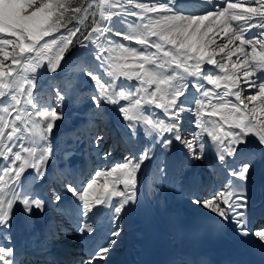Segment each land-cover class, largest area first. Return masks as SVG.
<instances>
[{
    "label": "snow or ice",
    "instance_id": "obj_1",
    "mask_svg": "<svg viewBox=\"0 0 264 264\" xmlns=\"http://www.w3.org/2000/svg\"><path fill=\"white\" fill-rule=\"evenodd\" d=\"M85 92L61 151L65 104ZM84 142L101 166L79 180ZM197 165L211 183L192 176L189 201L264 255V207L249 194L264 171V0H0V264H109L128 212L183 191ZM18 212L54 213L35 247L15 239ZM69 235L86 255L50 259L45 241Z\"/></svg>",
    "mask_w": 264,
    "mask_h": 264
},
{
    "label": "bare ground",
    "instance_id": "obj_2",
    "mask_svg": "<svg viewBox=\"0 0 264 264\" xmlns=\"http://www.w3.org/2000/svg\"><path fill=\"white\" fill-rule=\"evenodd\" d=\"M78 153L80 152H77L74 156V164L78 170V179L81 180L84 179L85 176L87 177L91 174V170H89L90 156L86 152H82V155H79ZM61 164L62 166L60 167V172L63 169V161H61ZM85 170H88L87 175H85ZM194 175H198V173ZM204 178L206 180L205 176ZM261 181L264 184V172L263 174L261 173V176H259V174L257 175V173L255 177L253 176L250 188L249 194L252 198L251 202L255 209L264 207V196L260 193L261 190H259L261 189V187H259ZM204 184L206 185V183ZM189 187L190 181H186L183 191L184 194L189 191ZM164 196L170 202L169 204L163 203L158 205L148 196L146 199H142L139 206L132 208V210L128 212L123 220L124 226L126 225V234L124 235L125 240H121L120 242L124 248V251H113L110 255L109 264H144L149 258L162 257L160 253L164 252H167L170 256H172L173 261L180 257H189V251L180 249L179 246L176 245V239L173 236L168 235L163 230L161 223L165 219V214L172 211H177L181 214L193 215L197 219L208 223L216 233V236L221 240H226L228 235L234 232L232 226L230 225H224L223 227L215 225L214 221L206 210L200 207L198 208V206L194 205L196 208H198L196 209L197 213L186 211L189 210L188 208H184L182 211H179L177 208H180L181 204L178 203L177 199L172 202V198L177 197H175L172 193L170 194L169 192H164ZM198 210L202 212L199 213L200 211ZM49 216L51 215H41L39 212H37L31 218V220H29L22 212H18L14 217V236L17 242L20 245H25L30 244V242L32 243L40 241V239L43 240V233ZM182 235L186 237L188 244H195L200 247L204 245V243H202L203 241L199 237L194 236L185 229L182 230ZM39 236L41 237L38 238ZM32 238H34V240H32ZM248 239L252 241L251 238ZM27 240H30V242ZM46 247L48 248L50 246ZM253 248L259 250L256 245H254ZM64 249V253L66 254L70 253L73 255L78 253L76 249L64 247L61 250ZM173 261L170 264H173Z\"/></svg>",
    "mask_w": 264,
    "mask_h": 264
},
{
    "label": "rangeland",
    "instance_id": "obj_3",
    "mask_svg": "<svg viewBox=\"0 0 264 264\" xmlns=\"http://www.w3.org/2000/svg\"><path fill=\"white\" fill-rule=\"evenodd\" d=\"M73 2L75 3L76 0H73ZM124 43H128V42H124ZM235 59V57L233 58ZM205 69L208 70L209 66H205ZM68 70V71H67ZM69 72V68L66 67V74ZM41 83L45 84L47 83V80L45 77H41ZM86 89V85L83 86ZM211 87V86H209ZM42 102L45 101H50L51 100V96L49 95L47 89L45 88L42 91ZM88 111V105H87V101H86V92L83 95H78L77 97H75L73 100H71L70 102H67L65 104L64 107V112H65V119L64 121L60 124L59 129L55 132V136H54V143L57 145L58 149H60L61 151L63 150L65 143L67 141H69V134L72 132L73 129H77L79 128L81 125L84 124L85 121V113ZM106 123L109 124H116V126L118 127V119L115 115V113H111L109 114V116L106 117ZM74 138V137H73ZM77 152L79 155H82V152H86L87 154H89V161H90V169H91V173L93 172L94 169H96L98 166L100 165V162L97 160L96 156L94 153H92L90 151V149L87 146V143L84 142L81 145H79V147L77 148ZM120 156L116 153H114L113 155V160L109 161V163H112L116 160H119ZM211 159V156H209V160ZM62 159L59 157L52 160L50 162V170L54 175H60V167L62 166L61 164ZM207 163V161L205 162ZM59 166V167H58ZM59 172V173H58ZM264 171H257V175L259 174V176H261V173L263 174ZM191 173V175L189 176L188 174ZM193 173V174H192ZM198 173V175L203 176V183L209 184L211 183V176L210 174L207 172L206 168H201L199 165H197L194 168H188L186 170V172H184L183 174L187 177H189V181L190 178L194 175ZM201 173V174H200ZM256 175V174H255ZM204 176L206 177V180L204 178ZM259 187H261V191L262 193H264V184L261 181ZM171 190V191H170ZM174 191V192H173ZM184 191V190H183ZM183 191L179 190L177 187H172L169 186L166 190L164 191H160L156 194H152L151 192L149 193V196L151 197L152 200H154L155 203H157L158 205L161 204H169L170 202L167 200V198L164 196V192H169L170 194L172 193L175 197L177 198H172V202H174L175 199H177L178 203L181 204V207L183 208H188L189 210L187 211H193L196 212V208L194 206V204H192L189 201L188 198V192L186 193V195L184 193H182ZM176 193V194H175ZM166 200V201H165ZM177 203V202H175ZM172 205V204H171ZM191 205V207H190ZM192 209V210H191ZM195 209V210H194ZM200 211V210H198ZM202 211H200L199 213H201ZM50 214L51 216L54 215V213L48 212L46 213V215ZM51 216H49V218H51ZM124 225V222H123ZM64 226L65 227H69L66 222L64 221ZM125 228V232H126V225L124 226ZM71 231V229L69 228V232ZM41 236H39L38 238H40ZM44 239V238H43ZM122 241L125 240V236L123 235ZM28 241V240H27ZM41 241V240H40ZM54 242V244H56L57 246H60V249H63L64 247H69L71 249H76L79 248L80 246H78V239H73L71 235L69 236H61L59 240L56 241H50L47 242V244H52ZM63 247V248H62ZM123 246L122 244L119 243V245L117 246V248L115 249V251H124L123 250ZM65 250V249H64ZM70 252H74V251H70ZM82 254V252H81Z\"/></svg>",
    "mask_w": 264,
    "mask_h": 264
}]
</instances>
